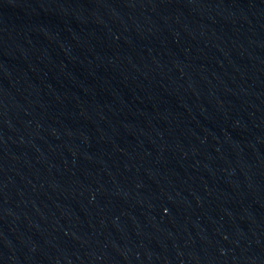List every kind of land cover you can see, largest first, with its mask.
<instances>
[{
    "label": "water",
    "instance_id": "1",
    "mask_svg": "<svg viewBox=\"0 0 264 264\" xmlns=\"http://www.w3.org/2000/svg\"><path fill=\"white\" fill-rule=\"evenodd\" d=\"M0 264H264V0H0Z\"/></svg>",
    "mask_w": 264,
    "mask_h": 264
}]
</instances>
